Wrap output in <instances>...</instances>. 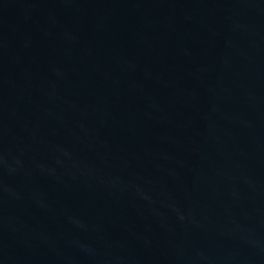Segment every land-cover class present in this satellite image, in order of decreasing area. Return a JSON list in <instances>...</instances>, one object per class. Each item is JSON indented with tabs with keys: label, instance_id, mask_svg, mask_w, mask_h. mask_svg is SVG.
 I'll use <instances>...</instances> for the list:
<instances>
[{
	"label": "water",
	"instance_id": "95a60500",
	"mask_svg": "<svg viewBox=\"0 0 264 264\" xmlns=\"http://www.w3.org/2000/svg\"><path fill=\"white\" fill-rule=\"evenodd\" d=\"M0 264H264V0H0Z\"/></svg>",
	"mask_w": 264,
	"mask_h": 264
}]
</instances>
